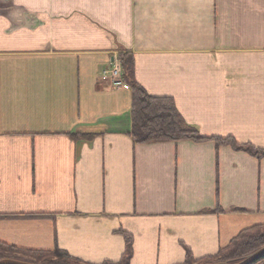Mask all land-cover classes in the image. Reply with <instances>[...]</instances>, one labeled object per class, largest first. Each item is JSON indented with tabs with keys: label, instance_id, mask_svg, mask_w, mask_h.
Masks as SVG:
<instances>
[{
	"label": "crops",
	"instance_id": "1",
	"mask_svg": "<svg viewBox=\"0 0 264 264\" xmlns=\"http://www.w3.org/2000/svg\"><path fill=\"white\" fill-rule=\"evenodd\" d=\"M120 53L201 136L264 148V0H0V243L118 263L124 232L128 264H185L263 227L264 159L132 142Z\"/></svg>",
	"mask_w": 264,
	"mask_h": 264
},
{
	"label": "trees",
	"instance_id": "2",
	"mask_svg": "<svg viewBox=\"0 0 264 264\" xmlns=\"http://www.w3.org/2000/svg\"><path fill=\"white\" fill-rule=\"evenodd\" d=\"M121 79L131 90L130 131L129 136L135 145L159 142L190 141L202 143L212 141L216 146H228L235 152H243L261 160L264 159V148H255L249 144H239L232 137H203L198 131L185 123L180 116L173 100L169 97L148 95L134 79L133 57L128 53L118 55ZM97 133H70L73 141H90ZM221 212L216 209L214 212ZM208 213V211H206ZM44 217V216H41ZM125 239V251L118 263L128 264L131 258V237L120 232ZM264 247V226L253 227L241 232L229 245L216 255L194 259L186 255L185 264H234L242 261L252 253ZM10 259L30 264H87L68 256L60 250L51 252L22 251L0 243V261ZM251 264H264V257Z\"/></svg>",
	"mask_w": 264,
	"mask_h": 264
},
{
	"label": "built area",
	"instance_id": "3",
	"mask_svg": "<svg viewBox=\"0 0 264 264\" xmlns=\"http://www.w3.org/2000/svg\"><path fill=\"white\" fill-rule=\"evenodd\" d=\"M101 78L103 80H109L113 85L119 86L121 84H124L121 79V70H120V63L119 61L113 62L111 68L106 71Z\"/></svg>",
	"mask_w": 264,
	"mask_h": 264
},
{
	"label": "water",
	"instance_id": "4",
	"mask_svg": "<svg viewBox=\"0 0 264 264\" xmlns=\"http://www.w3.org/2000/svg\"><path fill=\"white\" fill-rule=\"evenodd\" d=\"M262 257H264V247L257 250L256 252L252 253L251 255H249L248 257L243 259L242 261H240L238 263H234V264H251V263L257 261L258 259H260ZM0 264H30V263L5 259V260H1ZM215 264H229V263H215Z\"/></svg>",
	"mask_w": 264,
	"mask_h": 264
}]
</instances>
